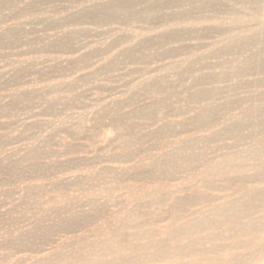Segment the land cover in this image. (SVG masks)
Listing matches in <instances>:
<instances>
[{
    "label": "rangeland",
    "instance_id": "rangeland-1",
    "mask_svg": "<svg viewBox=\"0 0 264 264\" xmlns=\"http://www.w3.org/2000/svg\"><path fill=\"white\" fill-rule=\"evenodd\" d=\"M263 237L264 0H0V264Z\"/></svg>",
    "mask_w": 264,
    "mask_h": 264
},
{
    "label": "bare ground",
    "instance_id": "bare-ground-1",
    "mask_svg": "<svg viewBox=\"0 0 264 264\" xmlns=\"http://www.w3.org/2000/svg\"><path fill=\"white\" fill-rule=\"evenodd\" d=\"M11 40V39H10ZM14 42V41H13ZM201 122V121H200ZM160 195V194H159ZM76 215V214H75ZM69 216V215H68ZM111 225V224H110ZM188 226V225H187ZM238 228V227H237ZM208 229V228H207ZM122 231V230H121ZM114 239V238H113ZM125 239V238H124ZM128 239V238H127ZM212 242V241H211ZM257 245L251 246L246 245L245 247L249 248V252L247 254V260L242 259L241 261H237L236 264H256L260 260L264 258V237L259 238L255 241ZM89 246V245H88ZM230 247V246H229ZM244 247V248H245ZM116 249V248H115ZM221 250V249H220ZM176 251V250H175ZM177 252V251H176ZM47 260V259H46ZM182 261V260H181ZM82 262V261H81ZM109 262V261H107ZM263 263V261L261 262ZM87 264V263H86ZM96 264V263H95Z\"/></svg>",
    "mask_w": 264,
    "mask_h": 264
}]
</instances>
